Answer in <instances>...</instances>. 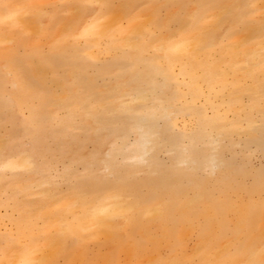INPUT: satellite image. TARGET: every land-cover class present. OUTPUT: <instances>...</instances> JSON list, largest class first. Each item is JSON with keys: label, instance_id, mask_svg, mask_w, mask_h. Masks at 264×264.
<instances>
[{"label": "bare ground", "instance_id": "bare-ground-1", "mask_svg": "<svg viewBox=\"0 0 264 264\" xmlns=\"http://www.w3.org/2000/svg\"><path fill=\"white\" fill-rule=\"evenodd\" d=\"M0 264H264V0H0Z\"/></svg>", "mask_w": 264, "mask_h": 264}]
</instances>
